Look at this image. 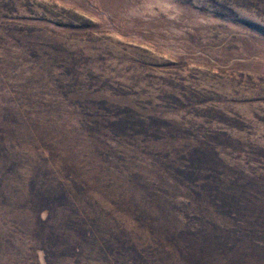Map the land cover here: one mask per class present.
Returning a JSON list of instances; mask_svg holds the SVG:
<instances>
[{
  "label": "rangeland",
  "instance_id": "374dc122",
  "mask_svg": "<svg viewBox=\"0 0 264 264\" xmlns=\"http://www.w3.org/2000/svg\"><path fill=\"white\" fill-rule=\"evenodd\" d=\"M0 264H264V0H0Z\"/></svg>",
  "mask_w": 264,
  "mask_h": 264
}]
</instances>
